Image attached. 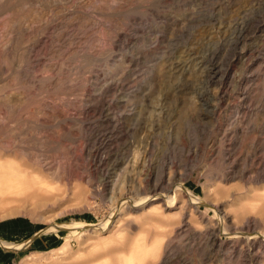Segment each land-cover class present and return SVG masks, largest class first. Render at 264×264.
I'll return each mask as SVG.
<instances>
[{"label":"rangeland","instance_id":"374dc122","mask_svg":"<svg viewBox=\"0 0 264 264\" xmlns=\"http://www.w3.org/2000/svg\"><path fill=\"white\" fill-rule=\"evenodd\" d=\"M21 19L32 37L15 33L9 57L0 45L1 144L43 138L66 177L0 205V264H264L259 240L243 236H264V0H0L2 42ZM57 78L70 89H39ZM93 97L113 123L78 113ZM17 100L47 128L11 118ZM36 101L69 118L36 116ZM95 131L113 140L92 159L79 146ZM129 142L136 174L120 194L110 181ZM168 178L174 208L120 206L155 182L163 194ZM222 217L239 235L220 231Z\"/></svg>","mask_w":264,"mask_h":264},{"label":"bare ground","instance_id":"6f19581e","mask_svg":"<svg viewBox=\"0 0 264 264\" xmlns=\"http://www.w3.org/2000/svg\"><path fill=\"white\" fill-rule=\"evenodd\" d=\"M106 5H108L107 1L103 5V8H105ZM79 15H80L79 13L71 15L69 17L68 21L69 22H73V20H79L81 18V16H79ZM10 29H11L10 33H9L10 36L8 35V37H6V39L3 42L0 40V45H1L2 49H3V54H4V56H7V57L11 56V54L13 52L12 51V46H14L15 39H16L14 37L15 33L16 34L17 33H21L22 35H25L27 38H31L32 37L31 35L26 33L25 30L23 29V20L22 19L18 20L16 22H12ZM106 29H108V28H106ZM95 42H96V40H95ZM40 48H43V45L40 44ZM111 85H112V88H113V91H114L115 87H117L116 86L117 82L113 83ZM85 86L86 85L83 84L82 88H85ZM38 87H39V89H43L45 92H48V93H56V92H61V91H64V90L66 91L67 89H70V87L66 86L65 83L62 80H59V78L53 79L49 84H44V85L41 84ZM108 91H109V86L108 85L107 86H103L99 90V92H98L99 95H97V96L98 97L99 96L102 97V95L108 93ZM14 100H16V99H14ZM21 101L22 100H19V101L17 100V101H15V104L10 106V113H13L11 115V118L13 117L16 120H18V118H22V115L20 114V112H21V109L23 108L24 104ZM19 102L21 104H17ZM36 102H37L36 116H37V113L40 114V115H44L45 113H50L51 112V115L54 118L55 117L57 119L61 118L62 120H66L67 118H69V117H66L65 115H63L62 113L55 111L53 107H49V105H47L43 101H36ZM66 106H68V104H66ZM106 111H107V108L105 110L103 109L102 104H100V100L98 98H96V97H93L92 100H91L90 105L88 107H86L84 110H79L78 113L80 115L84 114V115L87 116V115H90V114H93V113L97 112L99 115L101 114V116H102L104 121H106L107 123H113L112 118L108 117L109 114ZM128 113H130V112H128ZM5 119H8V118H5ZM22 119H23L24 122H26V124L28 122L32 123L35 128H39V127L40 128H47V126H48V124H47L48 120L47 119L40 120L39 118L35 117L34 119L31 120L28 117H24V116H23ZM0 120L3 121L2 119H0ZM83 124H84V122H83ZM146 126L147 125L144 122L143 125H142V127H143L142 129H143V132H145V133H146ZM2 127H3V124L0 123V131L2 130ZM64 127H65L64 125H59L58 126V128H60V129H63ZM111 129H112V131H115L116 126L115 125L112 126ZM112 131L111 132L106 131L108 133H105V134L97 132V131H95L94 134L91 133L90 136H89V139L86 138V139L82 140V142H81V144L79 146V151L81 153L84 152L87 156H89V158L91 157L92 159L93 158L95 159V157L97 156L98 151L100 149H102L107 143L112 142V140H113ZM125 131H127V130H125ZM142 135H143V133H142ZM145 137L146 136H144V138ZM88 140L89 141H93L94 144H96L90 151L86 150V143H88ZM1 143H2V141H1V138H0V205L4 206L5 204H11V203L15 202L16 199H17L16 197H18V195H20L23 191L25 193V190H27V189H32L35 185H37L39 183L38 180L39 179H43L44 176L66 177L65 172H63V171L58 172L59 171L58 169L54 168L50 163H48L46 161V159H47L46 156L39 149L40 147H43L45 145V140L43 138L35 139L33 141V145H28L27 143L23 142V140H20V139H15L11 143H9L8 145H2ZM148 144H146V145H148ZM136 145H137V143H136ZM130 146H131V143L129 142L127 144L126 149H125L127 154L124 155V157L119 162V165L121 166L120 169H118L119 174L118 175L115 174L116 178L114 180L110 181V185H111L110 187H112L111 189H113V191H114V189L117 190L118 193H120V194H122L123 191H125L126 194L130 193V190H132V188H133L132 176L136 174L134 172L135 171V168L133 166L134 165V157H133V153H132L133 149L135 147H133L132 148V152H130L129 151V147ZM145 147H148V146H144V150L147 149ZM136 148H137V146H136ZM144 157H145V155H144ZM101 162H102V160H101ZM145 166H146V164H145ZM111 167L112 166H110V168ZM138 173L140 175V171ZM169 178L166 179V180L164 179V188H163L164 193L163 194L155 192L156 190H162L161 189V184L162 183L159 184L157 182L158 184H156V182H155L154 183L155 185H153L152 188L150 187V189L147 190L144 193L145 197L135 199V198H132L130 196L126 197V196L123 195L121 201L119 202L120 206L121 207L123 206L124 208H129V210L131 211L132 209H136V208H138V207H140V206H142L144 204H147L149 202L162 200V201H164V208L165 209L174 208L175 205L177 204V202L173 201L175 199L173 195H175V194H173L172 196L171 195L169 196L167 194V193H169V189H170L169 188V186H170L169 184L171 183V180L173 179L172 178L170 180ZM33 180L36 181V183H31ZM177 187H179V188L177 189ZM177 187H176V191H178L177 192L178 195L179 194H184V195L186 194L187 195V193L185 192V190L182 187L181 188H180V186H177ZM172 191H173V193L175 192L174 189ZM34 192H33V196H34ZM27 194H31V193H27ZM186 202L191 208H195L198 205L197 203H199V202H197V200L191 199L190 196H189V200L186 201ZM215 211L217 213V209H215ZM263 211H264V208H263ZM218 221H220L219 225H218V226H220V231H222L225 235H232V236L239 235V234H235V233H233V234L230 233V230H228L225 227V225H224V217H222ZM178 227H180V225ZM251 227H252V224H251L250 219H245L242 222V227H241L242 229H245L246 231H248ZM175 231H176V229H175ZM249 234H250L249 232H245L243 234V236L246 237V240L248 242L251 241V240L258 239L259 240V242H258L259 246L261 248H264V236H259V237L255 236V237H253V235H249ZM252 244H254V241H253ZM163 248H164L163 250L165 251V247H163Z\"/></svg>","mask_w":264,"mask_h":264}]
</instances>
